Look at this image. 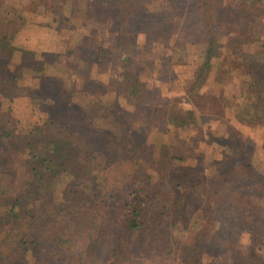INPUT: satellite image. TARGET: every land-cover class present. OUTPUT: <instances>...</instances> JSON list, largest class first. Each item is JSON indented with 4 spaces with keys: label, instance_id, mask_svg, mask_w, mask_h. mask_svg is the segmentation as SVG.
Wrapping results in <instances>:
<instances>
[{
    "label": "rangeland",
    "instance_id": "obj_1",
    "mask_svg": "<svg viewBox=\"0 0 264 264\" xmlns=\"http://www.w3.org/2000/svg\"><path fill=\"white\" fill-rule=\"evenodd\" d=\"M87 1L75 0L72 7L62 3L56 8L41 0H6L4 12L14 21L12 32L18 47L54 63L52 70L46 67L48 77H40L26 66L31 64V56L20 50L14 54L10 68L19 86L9 92L11 99L4 104L20 125L30 128L57 113L60 122L83 127L81 137L93 146L83 177L88 180L92 173L102 181L107 178L101 182L102 194L113 191L133 172L152 171L148 162L162 149L189 154L186 168L211 178L224 169L227 157L234 155L230 147L233 139L232 146L249 154L254 169L264 173V85L258 106L252 85L257 74H262L264 81V0L254 3L253 10L247 0H220L216 18L221 24L215 22L214 29L218 53L212 56L211 67L196 88L193 85L209 41L197 19V0H103L102 7L100 0L85 5ZM240 1L247 5L238 8ZM135 4L140 9L135 11L137 23L128 37L125 19L134 17L126 11ZM236 11L243 17L242 27L249 30L239 47L233 45L239 53L229 43L234 33L224 27L237 19ZM102 48L105 52L97 54ZM57 54L61 56L54 61ZM124 72L134 75L131 84L138 80L143 84L142 99L127 93L123 80L119 81ZM83 74H87L86 80ZM60 89L66 90L62 100L57 98ZM99 108L102 117L97 115ZM109 111L123 117L124 123L130 117L133 126L126 139L134 136L152 146L146 157L105 165L100 144L103 135L87 130L93 131L94 126L103 132L108 128L103 112L109 116ZM169 112L180 113L179 119L192 117L186 125H174L167 121ZM238 194L223 197L226 201L221 204L211 201L209 194L203 199L204 209L217 216L213 252H224L231 236L242 243L248 240L247 233L234 231L230 223L236 218L232 200L236 201ZM194 214L192 226L204 217L201 211ZM183 230L178 235L182 236Z\"/></svg>",
    "mask_w": 264,
    "mask_h": 264
},
{
    "label": "trees",
    "instance_id": "obj_2",
    "mask_svg": "<svg viewBox=\"0 0 264 264\" xmlns=\"http://www.w3.org/2000/svg\"><path fill=\"white\" fill-rule=\"evenodd\" d=\"M41 1L54 3L56 8L62 3H70V7L75 4V0ZM197 1V19L209 41L194 88L210 69L212 56L218 53L214 29L215 22H219L216 10L220 7V0ZM247 1L253 10L254 3L261 0ZM5 2L0 0V264H264V173L254 169L249 154L232 146L235 139L230 141L234 155L227 157L224 169L211 178L186 168L189 154L162 149L148 162L152 171L133 172L113 191L102 194L101 182L107 178L102 181L92 173L88 180L83 177L88 151L93 149L81 137L83 127L60 122L57 113L30 128L20 125V120L4 104L11 99L9 92L19 86L18 77L10 68L14 54L20 50L22 55L31 56V64L26 66L40 77H48L47 68L52 70L54 63L36 57L30 49L18 47L12 32L14 21L4 12ZM99 2L102 7L103 0ZM88 3L89 0L85 5ZM240 3L238 8L247 5ZM139 9V4H135L126 11V15L134 17L125 19L128 37ZM235 16L234 22L224 26L234 33L229 41L233 49V45L240 46L249 32L242 27L239 11ZM237 50L234 52L239 53ZM104 52L102 48L97 54ZM128 74L121 73L119 81L123 80L127 93L138 94L142 99L143 84H138L139 80L131 84L135 77ZM260 75L252 84L256 106L263 97L260 89L264 81ZM86 77L83 74L85 80ZM60 91L57 98L62 100L66 90ZM113 107L114 104L110 106ZM100 110L97 115L102 117ZM108 113L106 116L103 112L108 128L103 132L94 126L93 131L87 130L103 135L100 144L105 165L146 157L152 146L134 136L126 139L133 126L130 117L124 123L123 117L118 118L114 111ZM179 115L169 112L167 121L186 125L192 117L179 119ZM235 192H239L236 201L231 200L236 218L230 223L234 231L247 233L248 240L242 243L231 236L224 252H213V222L217 216L204 209L203 199L209 194L211 201L221 204L226 201L223 197H232ZM200 211L204 213L202 222L192 226L194 213ZM179 229H185L182 236L178 235Z\"/></svg>",
    "mask_w": 264,
    "mask_h": 264
}]
</instances>
